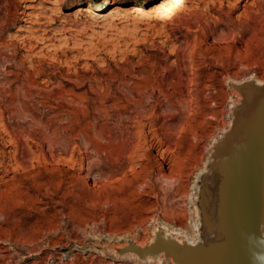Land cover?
<instances>
[{"label": "rangeland", "instance_id": "rangeland-1", "mask_svg": "<svg viewBox=\"0 0 264 264\" xmlns=\"http://www.w3.org/2000/svg\"><path fill=\"white\" fill-rule=\"evenodd\" d=\"M42 1L0 0V264H169L113 248L192 233L230 83L264 82V0L170 22L134 16L155 0Z\"/></svg>", "mask_w": 264, "mask_h": 264}, {"label": "water", "instance_id": "water-1", "mask_svg": "<svg viewBox=\"0 0 264 264\" xmlns=\"http://www.w3.org/2000/svg\"><path fill=\"white\" fill-rule=\"evenodd\" d=\"M230 86L238 98L229 127L194 185L198 239L189 243L158 226L147 243L114 247L118 256L169 264H264V82L251 78Z\"/></svg>", "mask_w": 264, "mask_h": 264}, {"label": "bare ground", "instance_id": "bare-ground-1", "mask_svg": "<svg viewBox=\"0 0 264 264\" xmlns=\"http://www.w3.org/2000/svg\"><path fill=\"white\" fill-rule=\"evenodd\" d=\"M43 1L46 2V3H48V4L54 5V6L59 5V3H60L59 0H43ZM188 1H190V0H155L154 2H150L149 1L150 3L148 2V4H145V3H142L141 2L138 5V7L135 9L134 16L136 15L137 18H139V19L141 18V19H145V20L147 19L148 21L149 20H156L157 22H160V21H163L165 19H168V22H170L172 16L175 15V13L178 10H180L181 7H183V5L185 4V2H188ZM257 5H259V4H257ZM256 10H258V9H256ZM52 11H54V9ZM82 11H85V13H87V14L93 13L94 15H96V19L94 20V23H96V24H100V23H104V22L108 21L110 19V15L112 16L113 14H116L117 13L116 10H111V11H109V13H105L103 11H97V10L95 12H92V11H90L88 9L87 10L84 9ZM121 11H123V10H121ZM125 13H127V11ZM255 14H256V17H258L257 14H259V13H255ZM96 24H95V26H96ZM259 82H260V80H259ZM118 156L119 155H117L116 153L109 154V158L113 162L118 159ZM208 158H209V156H208ZM208 158L205 159L201 171L196 175L195 182L198 180L199 176L205 171L206 165H207V163L209 161ZM165 179H167V178H165ZM168 179L170 180V178H168ZM195 214H196L197 220L195 219L193 221V223L191 224L192 225L191 226L192 233H187L185 231L186 234H184V231H182V230H179V231L178 230L177 231L176 230H173L174 232H172V233L181 232V233L184 234V236L189 241V243L195 242L198 239V236L196 234V230H198V225H199L198 213H197V209L196 208H195ZM195 214H194V216H195ZM162 224H163L162 225V228L164 230L168 231V228L165 226V224L164 223H162ZM177 234H179V233H177ZM165 235H168V234L166 233ZM153 259H155V260H153ZM151 260H153L156 263H159V261H160L159 259L153 258V257L148 259V261H151Z\"/></svg>", "mask_w": 264, "mask_h": 264}]
</instances>
